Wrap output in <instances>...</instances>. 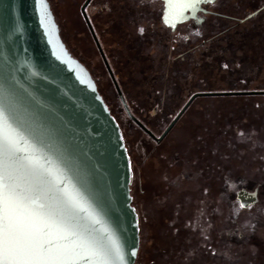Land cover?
<instances>
[{
  "label": "rangeland",
  "instance_id": "obj_1",
  "mask_svg": "<svg viewBox=\"0 0 264 264\" xmlns=\"http://www.w3.org/2000/svg\"><path fill=\"white\" fill-rule=\"evenodd\" d=\"M48 1L63 42L91 70L122 128L140 222L137 264H184L185 235L178 228L186 212L187 264H214L217 250L222 264H264L262 189L260 202L250 209L240 208L235 198L239 188L253 190L264 180L242 175L232 188L220 157L225 149L235 153L230 145L237 130L228 123L244 107L249 130L239 131V142L251 148L242 153L264 159L255 129L264 125V95L200 96L155 143L129 118L110 83L80 10L85 0ZM262 6L264 0H219L208 6L218 15H206L197 28L190 21L174 31L161 22L156 0H91L85 13L126 103L144 108L132 114L158 136L192 93L264 90V9L240 20Z\"/></svg>",
  "mask_w": 264,
  "mask_h": 264
},
{
  "label": "water",
  "instance_id": "obj_2",
  "mask_svg": "<svg viewBox=\"0 0 264 264\" xmlns=\"http://www.w3.org/2000/svg\"><path fill=\"white\" fill-rule=\"evenodd\" d=\"M216 1L162 0L161 21L174 30L197 19L199 12L208 13L206 5ZM88 2L81 11L89 24L85 13ZM118 92L127 114L142 126ZM205 94L264 95V90ZM0 107L22 138L25 154L54 170L63 180L61 188L82 196L88 212L80 215L86 217L82 222L92 234L105 242L110 235L120 246L122 264H134L140 236L139 217L132 203L130 156L120 126L94 80L63 42L48 0H0ZM236 200L241 208H252L260 202L259 188L238 189ZM77 264H99V258L85 254Z\"/></svg>",
  "mask_w": 264,
  "mask_h": 264
},
{
  "label": "snow or ice",
  "instance_id": "obj_3",
  "mask_svg": "<svg viewBox=\"0 0 264 264\" xmlns=\"http://www.w3.org/2000/svg\"><path fill=\"white\" fill-rule=\"evenodd\" d=\"M22 144L0 107V264H77L85 254L99 264H122L117 242L82 222L88 212L82 196L61 188L63 180Z\"/></svg>",
  "mask_w": 264,
  "mask_h": 264
},
{
  "label": "flooded vegetation",
  "instance_id": "obj_4",
  "mask_svg": "<svg viewBox=\"0 0 264 264\" xmlns=\"http://www.w3.org/2000/svg\"><path fill=\"white\" fill-rule=\"evenodd\" d=\"M86 1V0H85ZM84 1V2H85ZM91 0H89V2H90ZM156 1H158L160 4H161V9H160V19H161V14H162V10H163V2H162V0H156ZM217 1H219V0H217ZM216 1V2H217ZM83 2V3H84ZM88 2V3H89ZM215 2V3H216ZM83 3H82V5H83ZM215 3H212V4H215ZM50 4V3H49ZM212 4H209V5H206V8H208V6H210V5H212ZM82 5H81V7H82ZM87 6V5H86ZM81 7H80V10H81ZM263 7V6H262ZM261 7V8H262ZM261 8H259V9H257V10H259V12L261 11V10H263V9H261ZM209 9V8H208ZM261 9V10H260ZM256 11V10H255ZM258 12V13H259ZM81 13H82V11H81ZM217 14L218 15V13L217 12H214L213 10H211V9H209V12L208 13H202V12H199L198 13V18L197 19H193V20H190V21H193V23L194 24H192L191 26L193 27V28H197L202 22H204L205 21V16L206 15H208V14ZM257 13V14H258ZM256 14V15H257ZM82 16H83V14H82ZM254 17V16H253ZM83 18H84V16H83ZM84 20H85V18H84ZM241 21H243V19H240ZM89 21V20H88ZM190 21H187V22H190ZM162 22V21H161ZM85 23H86V26H87V29H88V33L90 34V36H91V39H92V42L94 43V45H95V47H96V49H97V51H98V53H99V55H100V57H101V59H102V62H103V65H104V67H105V69H106V72H107V74H108V77H109V79H110V83L111 84H113V87H114V90H115V92H116V94L118 95V97H119V99H120V102H121V104H122V106H123V109H124V111L126 112V114H127V110H126V107H125V105L123 104V102L121 101V98H120V95H119V92H118V89H119V91L121 92V90H120V88H119V86H118V84H117V82H116V79L118 78V74L117 73H115V72H113V70L111 69V67H110V65H109V63H108V60H107V55L104 53V51L102 50V47H101V45H100V43H99V41H98V39H97V36L95 35V33H94V31H93V28H92V26H91V24H90V22H89V24L87 23V21L85 20ZM186 23V22H185ZM184 23H182V24H179L177 27H179L180 25H183ZM164 25V24H163ZM165 26V25H164ZM167 27V26H166ZM176 27V28H177ZM185 27H189V26H185ZM170 30H171V28L170 27H168ZM176 28L174 29V30H176ZM174 30H171V31H174ZM188 37H189V35H188ZM69 52L72 54V51L69 49ZM101 52H102V54H101ZM75 57V56H74ZM76 58V57H75ZM83 65H84V63L79 59V58H77ZM85 66V65H84ZM85 68L87 69V71H88V73H89V75H90V77L94 80V82H95V84H96V86H97V89H98V91H99V93L101 94V96L103 97V99H104V101H105V103L107 104V106H108V108H109V110H110V112L112 113L113 112V109L111 108V104L108 102V99H106L105 98V95L103 94V92L100 90V86H99V84L97 83V80L94 78V76H93V74H92V72H91V70L89 69V68H87L86 66H85ZM110 84V85H111ZM112 87V88H113ZM117 87H118V89H117ZM108 89V92H111V89H109V88H107ZM114 90H112L113 92H114ZM205 93H210V92H196V93H192L191 94V96L189 97V99L186 101V103L182 106V108L189 102V104H188V106L186 107V109L184 110V112L191 106V104L193 103V101L196 99V98H198V97H200V96H206L207 94H205ZM121 94H122V92H121ZM122 96H123V94H122ZM207 96H225V95H207ZM227 96H243V95H227ZM124 98V97H123ZM124 101H125V99H124ZM125 103H126V101H125ZM126 105H127V108H128V110H129V112L132 114V112H135L136 110H137V112H142L143 110H144V108H143V106L141 105V104H137V106L135 107V109L133 108V106H131V105H129L128 103H126ZM181 108V109H182ZM180 109V110H181ZM179 110V111H180ZM156 111H157V108L156 107H153L152 108V112L153 113H156ZM183 112V113H184ZM128 115V114H127ZM133 115V114H132ZM129 116V115H128ZM134 116V115H133ZM182 116V115H181ZM180 116V117H181ZM135 117V116H134ZM129 118L139 127V129L142 131V132H144L151 140H153L155 143H161L167 136H168V134H169V132H170V130L172 129H170L169 131H168V133L161 139V140H158V138H159V136L162 134V132L164 131V129L167 127H165L163 130H161V132L158 134V136L155 134V133H153V130L152 129H154L153 127H151L150 126V128L149 127H147V126H145L143 123H142V121H140V120H138L136 117V119L142 124V126H140L139 124H137V122H136V120H134L133 118H131V116H129ZM142 118V117H141ZM142 120V119H141ZM119 124V123H118ZM119 126H120V124H119ZM120 129H121V132H122V128L120 127ZM122 135H123V132H122ZM123 138H124V135H123ZM124 141H125V144H126V140H125V138H124ZM127 145V144H126ZM127 149H128V147H127ZM128 154H129V151H128ZM129 156H130V154H129ZM131 157V156H130ZM131 160V159H130ZM242 188V187H241ZM259 188V195H260V197H261V191H260V189H261V187H258ZM240 189V188H239ZM236 198V197H235ZM237 201V200H236ZM186 203H188V202H186ZM237 204H238V202H237ZM239 205V204H238ZM182 206H183V208L185 207V206H187V204L185 205L184 203L182 204ZM240 207V206H239ZM136 208V207H135ZM241 208V207H240ZM136 211H137V209H136ZM138 213V212H137ZM187 213V212H186ZM185 213V215L183 214V216H182V226H180L179 225V232H180V234H183V235H185V237H184V242L182 243V253L184 254V257H185V261H183V263L184 264H187V263H189V261H188V259H189V256H190V254H189V249H187V246H186V244H188V240H189V237H188V234H187V230H188V228H185L184 226V224H185V219H189L188 218V216H187V214ZM138 217H139V215H138ZM139 236H140V240H141V235H140V222H139ZM194 240V239H193ZM193 242H195V240L193 241ZM139 249H140V241H139ZM139 249H138V253H137V256H136V260H135V263L134 264H137V260H138V255H139ZM222 253V252H221ZM201 255V254H200ZM200 255H199V257H200ZM222 254H219V251L217 250L216 251V256H215V262H214V264H222V262H221V260H222V256H221Z\"/></svg>",
  "mask_w": 264,
  "mask_h": 264
},
{
  "label": "trees",
  "instance_id": "obj_5",
  "mask_svg": "<svg viewBox=\"0 0 264 264\" xmlns=\"http://www.w3.org/2000/svg\"><path fill=\"white\" fill-rule=\"evenodd\" d=\"M184 25L185 26H189L190 24H189V22H186V23H184ZM194 34H195V32L192 33V36L190 34H188V35H189V37L193 38L195 36ZM257 96L258 95H252V97H254V98L257 97ZM243 108L244 107H241V109L237 110L235 118L231 122L228 123V128L229 129L237 130L236 133L234 132L233 135H232V137H233L232 138V144L230 145L231 148L233 150H235V153L232 152V153H234L235 156H233L232 153L228 154L227 150L225 148H224L225 150H224V152L222 154L218 153L219 151L214 153V154L218 153V154L222 155V156H220V157H222L221 161L223 162V165L221 167V172L223 173L224 179L227 180L226 182H230L231 183L232 188L238 186L236 181L242 175H248V176H254V177H258L259 176V177L263 178L262 180H264V176L260 175L262 172H264V159L262 158V155L256 156L255 159H252L249 156H247L246 154L244 155L242 153L244 150L248 149V151H249L250 148H251V144L250 143L246 142L244 144L242 143V145H241V143L239 142V140H240V137L238 135L239 131L244 130V129L245 130H249L248 126L244 123L245 111L243 110ZM252 112L258 113L256 110H254ZM262 112L264 113V111H262ZM111 114L114 116L113 112ZM115 119L118 122L116 117H115ZM236 124H237V127L235 126ZM255 129H257V131H259L258 134L260 136L259 137L260 141L264 142V125L263 124H259V125L257 124L255 126ZM231 130H228V131H231ZM126 144H125V146L127 148ZM256 146L259 149V152L264 153V148L259 147L261 145H259V146L256 145ZM127 151H128V149H127ZM248 151H246V152H248ZM223 155H224V157H223ZM241 156H244V157H242L243 159H240ZM211 158L209 159V163L211 162ZM130 159H131V157H130ZM131 167H132V165H131ZM132 174H133V168H132ZM258 185H260V184H258ZM225 186H227L226 183L224 184V187ZM131 187H132V183H131ZM260 187H261L262 192L264 194V182L260 185ZM233 190L234 189H232L231 192H233ZM131 195H132V198H133L132 192H131ZM233 200H230V203H229L230 205L229 206L232 205ZM132 203H134V202H132Z\"/></svg>",
  "mask_w": 264,
  "mask_h": 264
}]
</instances>
